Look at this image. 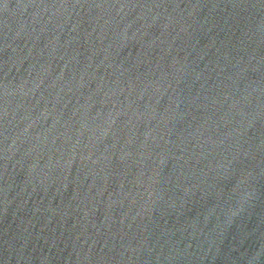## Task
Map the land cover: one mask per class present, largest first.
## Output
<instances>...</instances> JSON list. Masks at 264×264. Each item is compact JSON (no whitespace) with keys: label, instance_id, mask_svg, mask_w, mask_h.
<instances>
[{"label":"water","instance_id":"1","mask_svg":"<svg viewBox=\"0 0 264 264\" xmlns=\"http://www.w3.org/2000/svg\"><path fill=\"white\" fill-rule=\"evenodd\" d=\"M0 264H264V0H0Z\"/></svg>","mask_w":264,"mask_h":264}]
</instances>
